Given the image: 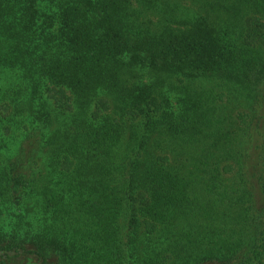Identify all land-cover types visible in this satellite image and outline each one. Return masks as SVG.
<instances>
[{
  "label": "trees",
  "instance_id": "obj_1",
  "mask_svg": "<svg viewBox=\"0 0 264 264\" xmlns=\"http://www.w3.org/2000/svg\"><path fill=\"white\" fill-rule=\"evenodd\" d=\"M0 264H264V0H0Z\"/></svg>",
  "mask_w": 264,
  "mask_h": 264
}]
</instances>
